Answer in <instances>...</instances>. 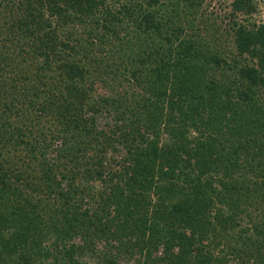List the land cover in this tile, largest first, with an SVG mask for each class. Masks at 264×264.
Segmentation results:
<instances>
[{
	"label": "trees",
	"instance_id": "1",
	"mask_svg": "<svg viewBox=\"0 0 264 264\" xmlns=\"http://www.w3.org/2000/svg\"><path fill=\"white\" fill-rule=\"evenodd\" d=\"M201 3L0 0V264H264V24Z\"/></svg>",
	"mask_w": 264,
	"mask_h": 264
},
{
	"label": "rangeland",
	"instance_id": "2",
	"mask_svg": "<svg viewBox=\"0 0 264 264\" xmlns=\"http://www.w3.org/2000/svg\"><path fill=\"white\" fill-rule=\"evenodd\" d=\"M254 1L257 2L258 7H257V11L253 14L252 19L255 23H257L256 25L261 24V23L264 24V0H254ZM231 2H232V0H202L201 7L199 8V10H200L199 15L201 14L202 16H204L205 21L204 20L201 21V23H199L198 26L201 29L205 28L206 29L204 31V32H206L205 34L206 35L208 34V36H210V38H213V36H215V34L218 32L221 34L222 40H224V38H229L227 36V33L225 32V29L227 31H229L227 28L228 25H226V24L229 21L227 13L230 11ZM183 18L189 19V17L187 15L181 17V19H183ZM240 18L241 19L243 18L242 15H240ZM197 22H198V20H197ZM183 26H185V25H183ZM187 30L191 31V29H184V31L186 33H187ZM228 51L232 52V53L234 52L233 48H228ZM198 82H204V84H206L207 81L202 80V79H198ZM99 90L100 89L96 88V91H99ZM257 105L260 108L261 113L263 114L264 113L263 101L260 100ZM258 118L260 120V116H258ZM80 165L83 166V163H81ZM67 182H68L67 179L63 180L62 186H64V187L67 186ZM95 186L96 187H103V185L99 181L95 182Z\"/></svg>",
	"mask_w": 264,
	"mask_h": 264
}]
</instances>
